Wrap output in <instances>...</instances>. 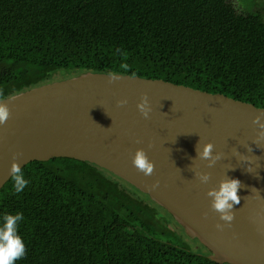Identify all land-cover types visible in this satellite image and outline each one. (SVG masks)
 I'll return each instance as SVG.
<instances>
[{
    "label": "trees",
    "instance_id": "trees-1",
    "mask_svg": "<svg viewBox=\"0 0 264 264\" xmlns=\"http://www.w3.org/2000/svg\"><path fill=\"white\" fill-rule=\"evenodd\" d=\"M247 0H0V100L87 73L163 80L264 109V8ZM261 8V9H260ZM15 264H218L151 198L74 159L33 162Z\"/></svg>",
    "mask_w": 264,
    "mask_h": 264
},
{
    "label": "water",
    "instance_id": "water-1",
    "mask_svg": "<svg viewBox=\"0 0 264 264\" xmlns=\"http://www.w3.org/2000/svg\"><path fill=\"white\" fill-rule=\"evenodd\" d=\"M145 97L147 118L138 109ZM0 104L10 111L0 124V191L14 161L21 169L60 158L87 162L148 195L212 261L264 264V109L163 80L93 72ZM209 143L214 156L221 154L212 167L197 157ZM138 149L152 162L151 175L134 166ZM197 173H209L208 183ZM226 178L241 182L231 222L207 195Z\"/></svg>",
    "mask_w": 264,
    "mask_h": 264
},
{
    "label": "clouds",
    "instance_id": "clouds-1",
    "mask_svg": "<svg viewBox=\"0 0 264 264\" xmlns=\"http://www.w3.org/2000/svg\"><path fill=\"white\" fill-rule=\"evenodd\" d=\"M121 105L127 103L126 100L119 101ZM138 109L145 118L148 117L151 111L148 106L147 97L138 104ZM10 116L8 107L0 104V124H4ZM261 119L257 116L253 121L256 124ZM264 127V126H262ZM260 137H264V131L258 133ZM214 145L209 143L203 147L202 151H197V157L202 160H207L208 167H212L221 159V154L213 155ZM134 166L143 172L145 175H151L153 172V164L148 159L143 149H138L133 156ZM247 171L253 173V167L249 166ZM11 179L13 180V187L17 193L22 192L29 181L25 178L21 166L17 162H13L10 169ZM201 183H208L210 180L209 173L196 174ZM241 188V182L237 178H226L219 182L217 188L208 192L211 198V208L220 214L223 221L231 222L234 219V207L240 203L238 191ZM254 189V188H253ZM252 189V190H253ZM251 190V191H252ZM256 190V189H255ZM258 192V190H256ZM23 213L17 212L15 214H4L0 217V264H15L17 260L22 259L26 254V246L22 237L19 235V224L23 220ZM217 227H222L218 225Z\"/></svg>",
    "mask_w": 264,
    "mask_h": 264
},
{
    "label": "rangeland",
    "instance_id": "rangeland-1",
    "mask_svg": "<svg viewBox=\"0 0 264 264\" xmlns=\"http://www.w3.org/2000/svg\"><path fill=\"white\" fill-rule=\"evenodd\" d=\"M263 1V6L262 8H264V0ZM261 1V2H262ZM260 2V0H259ZM230 3L241 13V12H245V9L247 7V0H230ZM261 9V8H260ZM193 249H196L198 248L199 251L203 254L205 248L202 246H199L197 243H193V242H190L189 243Z\"/></svg>",
    "mask_w": 264,
    "mask_h": 264
}]
</instances>
